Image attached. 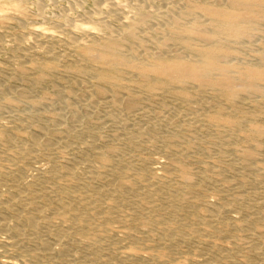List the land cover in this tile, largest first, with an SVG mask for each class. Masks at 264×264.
Returning <instances> with one entry per match:
<instances>
[{
	"label": "bare ground",
	"instance_id": "6f19581e",
	"mask_svg": "<svg viewBox=\"0 0 264 264\" xmlns=\"http://www.w3.org/2000/svg\"><path fill=\"white\" fill-rule=\"evenodd\" d=\"M120 2L126 5L120 0L115 6ZM146 2L147 6L132 3L134 8L127 10L131 13H125L115 35L99 38L89 31L91 24L76 23V30L88 32L92 40L72 39L73 53L49 49L43 63L38 58L15 63V77L23 83L35 85L48 74L62 73L64 82L81 92L60 85L56 89L52 106L59 119L72 123L70 127L60 121L39 128L30 141L5 152L0 160V182L11 188L0 191V256L5 255L0 264H57L52 255L57 247L66 254L67 264H264V200L252 199L248 191L256 187V194L264 193V158L242 146L257 145L264 137V0H166L165 6L155 5L164 7L158 14L149 10L154 6L150 0ZM28 3L0 0V16L26 13ZM247 51L249 59L243 57ZM206 90L211 91L208 99H195ZM14 93L26 96L27 90L0 89L7 102ZM26 99L38 111L46 96ZM169 99L176 103L166 106ZM153 104L163 110L156 112ZM99 111L116 128L113 137L124 135L130 146L161 138L181 156L203 149L197 132L213 127L217 141L212 150L203 149L195 163L217 175L193 176L186 164L159 159L158 166L143 171L137 161L118 157L116 147L103 149L98 143H93L94 160L85 155L72 158L59 173L49 175L52 186L41 182L43 167H36L30 177L21 174L20 158L54 149L65 153L75 125L85 114ZM140 118L148 125L137 124ZM18 134V127L10 134L0 132V144L15 141ZM82 168L87 171L80 173ZM206 185L216 191L204 194L199 188ZM96 194L133 200L140 208L170 206L174 218L182 217L175 219L177 233L160 238L159 233L169 232L171 226L153 215L120 218L115 226L109 212L121 211L120 205L111 200L99 204L97 197L90 199ZM223 194L229 199L209 201L206 217L194 220L196 228L185 221L198 201ZM230 220L239 221L233 237L249 239L244 243L250 253L239 260L230 255L236 247H222L215 239ZM129 224L143 230L134 232ZM183 229L187 234H178ZM203 236L209 238L202 240V252L178 259L180 243ZM155 239L161 241L153 243ZM133 241L143 246H131Z\"/></svg>",
	"mask_w": 264,
	"mask_h": 264
},
{
	"label": "rangeland",
	"instance_id": "374dc122",
	"mask_svg": "<svg viewBox=\"0 0 264 264\" xmlns=\"http://www.w3.org/2000/svg\"><path fill=\"white\" fill-rule=\"evenodd\" d=\"M118 1L120 0H117V2L115 0H29V3L26 4V13L11 12L6 14L5 17L0 16V89L6 92L24 89L27 90L26 96L29 95L33 98L40 97L41 95L46 96L42 105L43 107L38 111H35L25 102L27 100L25 95L14 93L12 94V101L9 100V102H7L3 100L4 96L0 94V121L3 122V124L0 125V132L10 134L13 128L18 127L19 133L15 141L5 144L6 146L4 145L5 150H2L0 153V160H3L5 152L14 151L19 145L27 142V140L30 141L31 134L39 130V128L51 127L55 123L62 121V119L58 118L59 111H56L55 104L52 106L53 100L58 96L56 89L59 85L67 90L73 91L71 88H74V90L76 89L73 91L74 93H77V90H79V93L81 92L80 88L71 85L69 86L65 83V76H63L62 73L48 74L43 80L35 85L23 83L15 77V63L28 58H38L39 61H42L43 63L47 61L46 58L49 56L47 51L49 49H52L58 54L68 53L67 51L73 53L69 44L72 39L74 40L77 37V39L80 38L85 43L92 40V38H89L90 36L88 32L81 29H79L81 31L76 30V23L86 22L88 25L91 24V27L93 28L89 31L98 35L99 38L115 35V33H118L117 30L120 29L119 25H121L122 20L127 17L125 13L132 11L134 8L132 3H134V6H147L146 0H122V2L125 1L126 7L122 6L121 2V5L115 6ZM156 1L157 0H155V2L154 0H150L154 6H150L149 10L151 9V11L158 14L159 11V13L164 11V7L160 10L157 9V7L160 8L164 5L162 3H165L166 0H162L163 2H160L161 0L158 1L160 3ZM155 5H157V7ZM127 7L131 8V10L127 9ZM116 10L117 12H115ZM155 10L157 12H155ZM110 11H113L114 14ZM130 13L131 12H128L127 14L130 15ZM111 29L115 32L110 31ZM243 57L249 59L250 52H244ZM210 95L211 91L206 90L203 93L195 95V99H208ZM175 103L174 100L169 99L166 106L174 105ZM155 106L156 104H153L154 108ZM159 107L160 108L157 109L155 108L156 112H161L163 110L161 106ZM181 109H183V107ZM106 118L107 117L103 111L85 114L81 118V121L78 122L79 125H75L77 128L75 134L67 138V151L65 153H61L59 150L54 149L48 154H43L42 156L37 157H31L27 154L25 155V158H20L18 160V162H21L24 166L23 169L20 170L21 174L30 177L36 167H43L45 172L43 174L44 178L41 182L45 185L52 186V181L48 178L49 175L59 173L62 164L72 158L80 159L82 155H85L94 160L95 149L93 143H98L99 147L103 149H106L107 147H116L119 153L118 157L137 161L140 170L143 171L158 166L159 159L161 161H177L186 164L193 176L203 174L210 176L217 175L213 171L205 170L201 164L195 163V158L202 154L203 149H213L214 142L217 141V139L214 138L215 130L213 127H206L201 132H197L198 137L200 138L199 143H201L199 147H203V149H197L195 153L181 156L174 152V150H170V148L161 142V138L154 139L150 142H142L139 146H130L126 142L124 135L116 137L112 136L117 130L114 125L108 123ZM136 122L140 125H148L145 118H140ZM261 122H264V119H262ZM62 123L69 127L72 125L70 121H66L65 119H63ZM27 125L29 127H26ZM127 130H129V128L125 131ZM222 134L229 133L224 132ZM2 144L3 143L0 144V149L4 147ZM173 145L174 146L172 147H177V143H174ZM242 146L254 150L259 157L264 158V137L259 139L257 145L243 142ZM228 154L229 157H235L234 152H229ZM4 162L6 161L4 160ZM8 163L9 162H7V164ZM218 163L220 165L225 164L224 160H220ZM86 171V168H82L79 172L84 173ZM231 179L234 180L236 177H231ZM215 188L216 187L214 186L206 185L199 189L206 194L210 191H216ZM10 189L8 183L1 180L0 191L7 190L6 192H8ZM248 191L251 194L253 193L252 199L264 200V193L256 194L259 192L258 188L254 187ZM93 197L98 198L99 204L106 205L107 202L111 200L116 201L120 205L121 211L113 210L109 212L111 223L115 226L119 225L120 218L138 217L146 219L149 215H153L157 220H165L171 228L169 232L159 233L160 238L163 240L175 236L177 233L174 230L175 219L180 220V218H182L181 216L174 218L176 215L170 206L140 208L136 201H121L116 196L107 197L106 195L96 194L90 196V199ZM227 199H229L228 195L224 194L210 195L207 199L204 198L192 206L190 208V213L188 216H184V219L190 224V226L196 228L197 225L194 220L201 216L206 217L205 214L209 208V201L224 202ZM228 214L229 216L234 215L232 213ZM237 225H239V221L230 220V225L223 227L222 231L219 232L220 234L215 239L222 247H236V249H238L237 252L234 250L230 255L232 258L239 260L242 256L249 254L250 251L248 246L244 243V241L249 240L248 238L237 235L235 236L236 238L233 237V229ZM128 226L132 231L137 233L143 230L142 227L137 224H129ZM178 234H187V231L183 229L182 232ZM208 238L209 237L207 236H203L199 240L191 239L189 242L180 243L176 251V256L182 261L187 257H196L198 253L203 251L202 248H204V246L202 240ZM160 241V239H155L153 243ZM51 242L56 245L54 240H51ZM237 242L238 245L234 244ZM129 243L130 242H128V244ZM130 244L134 247L143 246V243L134 241ZM56 249L57 250L52 254L54 260L58 262L57 264H67L66 254L60 252L58 247ZM3 259H5V255L0 256V260ZM46 259L47 256L42 260Z\"/></svg>",
	"mask_w": 264,
	"mask_h": 264
}]
</instances>
